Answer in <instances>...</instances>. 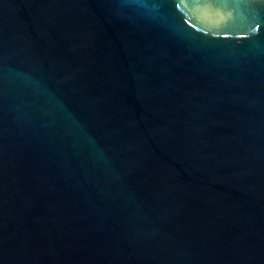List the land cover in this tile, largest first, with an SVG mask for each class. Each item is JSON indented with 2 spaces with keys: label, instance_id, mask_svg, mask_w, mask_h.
I'll use <instances>...</instances> for the list:
<instances>
[{
  "label": "water",
  "instance_id": "water-1",
  "mask_svg": "<svg viewBox=\"0 0 264 264\" xmlns=\"http://www.w3.org/2000/svg\"><path fill=\"white\" fill-rule=\"evenodd\" d=\"M0 264H264V0H0Z\"/></svg>",
  "mask_w": 264,
  "mask_h": 264
}]
</instances>
